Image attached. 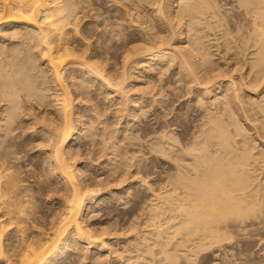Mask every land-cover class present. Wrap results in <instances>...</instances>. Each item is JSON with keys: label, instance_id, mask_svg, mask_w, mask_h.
Wrapping results in <instances>:
<instances>
[{"label": "bare ground", "instance_id": "1", "mask_svg": "<svg viewBox=\"0 0 264 264\" xmlns=\"http://www.w3.org/2000/svg\"><path fill=\"white\" fill-rule=\"evenodd\" d=\"M114 1L117 0H112L111 3ZM121 1L123 2H121L123 6H116L114 9L115 11L108 14L111 9L108 10V12L106 10L110 5L105 7L104 10L106 12L104 10V12H102V10L100 12L98 9L101 5L97 4L98 1L95 2L97 4L96 9L94 1L92 0H0V264H59L58 261L66 255L67 251L77 246H80L83 250L85 248L89 249L90 247H94V251H100V258L103 260L105 259L108 264H117L118 262L119 264H135L136 262L138 264H196L197 258L200 257V260H202L201 258L206 256V254L210 252V249L215 251L223 247L226 242L235 241V243H237L239 238L242 239L241 237L247 238V241H250V234L256 231H264V176H262V173L260 176V170L259 175L256 174L258 168H261V170L264 169V133H262L264 130L259 132V126L254 123L257 125L256 127H252L253 129L254 127L256 128L254 141L257 142V144L254 142L252 144L249 143V141H253L251 135L250 137L252 140L248 141V139H246L250 138L247 137V135L249 136V129L246 138H241L242 136L240 137L241 140L237 137V139L234 138V135H243V132H246L247 128L245 129L244 126L242 127L245 122L250 123L251 120L256 118L250 119L252 117H247L249 116L247 113L249 112L250 114V110L248 112L247 110L251 108L255 110L256 107L262 105L258 102L259 98L262 97H259L258 100L256 98L257 102L256 100L248 98L250 102L248 103L247 98L245 99V94L252 93V99H254L256 97L253 98L255 93L264 92V0H237L240 7H243L242 12L244 14L240 13L241 11L239 12V10L238 12L245 15L244 17L247 18L248 26L247 28L245 27L247 29L246 35H243L242 32H240L241 30L239 31V33L242 34V39H240L243 41L242 43H237L238 40H236V44L235 42L233 44L229 39L230 37L225 36V33L228 34L225 30H222L223 34L221 35H224L225 39L222 40L224 37L221 40L219 39L220 42L224 41L223 43H219V41L216 43L213 41L216 43H212L216 46V49L214 47L211 48H214L215 51L218 50L216 54L222 51L223 53H221L220 56L228 59L225 63L223 62L225 65L227 61L230 64V60L233 59L232 57H235L233 55L241 53V55L239 54V56L235 57L233 65L226 66L225 68L224 64L222 67V62L214 59L216 55L213 53L214 49L211 50V48H209L212 45L211 41L207 45L206 41L208 39L205 40L204 38L209 35L205 31L207 36H204L205 33L203 32V29L208 27L206 25L210 27L214 22H219V20L221 21L220 25L224 26L221 24L223 23L221 19H224L222 18L224 14L221 16L223 11H219L221 10L219 8L221 7L218 3L219 0ZM104 3L106 2L104 1ZM104 3L103 6L106 5H104ZM108 3H110V1ZM100 4L102 3L100 2ZM112 5L113 4H111V6ZM221 5L223 4L221 3ZM231 5L234 6V4ZM233 6L232 9L234 8ZM240 7L239 9H242V7ZM224 10H228L227 7ZM229 10H231V8H229ZM235 12L236 11H233V14ZM105 13L108 15L101 18ZM233 14L230 13V17ZM236 14L238 13L236 12ZM226 15L228 14H225L224 17H226ZM89 17L98 19V21L95 20L97 21L95 27L91 24V21L89 23ZM233 17L234 16H232V18ZM230 19H228L229 22L231 20L233 21L234 18ZM243 19L241 20V24H243ZM211 21L212 23L210 24ZM235 22L237 23L236 20ZM245 22L246 21H244V23ZM112 23L116 26H113ZM236 23H234V27ZM202 24L206 27L202 28ZM238 25L241 26L240 24ZM8 26L14 27L12 32H9L10 34L4 33L5 31H3V29ZM230 26L232 27L233 24ZM200 28H202L201 31L204 34L199 31ZM222 31L219 33L221 34ZM232 32H236V30ZM232 32L230 31V34ZM243 33H245V31ZM220 34H217L218 37H221L219 36ZM234 34L232 35L233 37L235 36ZM9 37L10 39L11 37L14 39L7 43L6 38ZM111 46L114 48L113 51L109 50V48L112 49ZM239 46L240 48L236 49ZM247 49H249V57L246 54ZM20 53L25 70L30 68L29 64L34 65L35 59H38V63L40 61L42 65V68H40L44 72L43 75L47 76L44 80L47 84L41 83L43 81L42 77V81L37 80V82L45 85L39 87L40 84H36V81L33 79L34 77L32 78L27 70L23 78L19 77L18 73L22 69L18 64L20 58L18 56ZM245 54L247 57L243 58ZM229 58L231 59L229 60ZM238 63L240 66H237ZM245 65L246 67L243 70ZM35 68H37V66ZM28 71L31 72L30 70ZM173 71L178 74V77L180 76V78L184 80L185 86L188 88L189 86H193L199 91V94L196 92L197 95L206 97L215 89L214 87H210L212 84L215 85L214 83L218 82L217 86H219L220 82L225 81L224 85L222 84L223 87H221V90L217 88L220 92L216 90L217 94L215 93V96L213 98L211 97L212 99L207 98L208 100H206V102L203 101L205 104H203L202 107L204 106L205 113L202 114L203 111L201 114L205 118L202 120V124L206 127L205 129L202 127V129L209 133L204 132L205 136L201 137L202 139L196 137L198 140L193 141V139V143L190 145H187V142L184 141H182V143L181 139H179L180 141H178L182 144L178 145L176 143L178 145L177 147L174 146V143L170 141L169 137L165 136L166 134L157 136L158 138L155 140L156 146H151L150 148L161 152H170L174 146L176 147H173V150L175 149L174 151H176V156H174L173 150L171 152H173L175 160L178 159L181 161L177 160L174 173L171 169L170 171H172V173L167 170L170 174L168 175L167 173V180H164L165 184L161 186L159 183V185L164 188L163 191H160L162 188L158 187V185L157 187L158 189L160 188V190L158 191L156 189L157 191L155 190L156 192H154L152 188L156 184L152 182V185L155 184L154 186L151 185L152 187L147 184L151 187L150 193L152 194H150V197L152 195H154V197H151L153 200L149 199L150 197L148 198V200L151 201H148L146 198L147 202H144V204L142 203L143 205H139L141 207L138 206V209L140 208L142 211L141 214L143 213L145 216L143 214L142 216L140 212H138L140 217L136 212L137 209L134 210L136 214L134 212L132 213L133 208L130 207L131 210H129L131 212L129 214L132 217L128 214L129 218H131L126 221L127 223L130 221L128 229L127 226L129 224L127 223H125L127 226L124 225V227H122L124 230L120 229L121 231L119 230L118 232L117 230H113L112 232L107 225H102V222H99L100 225L103 226V228L100 226L101 229L95 228L98 225L95 227L91 226L86 223V208H90L88 206L94 203L95 200L98 199L97 197L105 196L106 192L108 194H110V192L112 193L113 189L111 186L114 185V183L117 185V183L122 181L123 177L122 179L116 177L111 181L109 176L113 175L111 173L117 171L118 167L124 161L122 160L121 163L114 162L112 165L107 166L108 169L105 167L107 173L105 176L103 175L104 180H101L109 186L110 183H112L110 189L106 187L105 184V188L99 187L101 184L100 182V184L92 182L94 185L96 184V187L93 185L94 188L89 180L88 182L91 186L86 182V176L88 175L84 173L88 171V169H84L85 166L84 168L79 167L80 165L77 164L79 148L76 150V148L73 147L74 143L79 142L80 148L84 145L86 150L89 148L90 152L95 153L96 156H92L94 157L92 159H96L97 161L93 162H98L99 159L97 158H100L102 154L100 152L105 149L107 151V148H111L109 152L114 155V158H118L119 156L122 157V152H116L118 149V145L115 142L116 138L115 140L112 138V133L114 132H110L111 130L109 127L111 125L110 123L108 124L106 118L108 116H104V111L110 112L108 109L111 108L113 110L112 112L117 114L115 117H118L116 118L119 123L120 121H124L125 123H128L130 120L136 121L139 118L137 119L135 115H139L138 117H140V120H145V125L143 123V127L140 128L141 130L139 129L144 133L145 131H149V127L146 128L147 121L150 118L149 116L154 118V121L157 122L156 125L163 124V122H165V119H163L165 116H160L159 110L162 106L161 103L165 101L163 100L165 98L163 96L167 95V93L166 95L162 94L164 93L163 90L165 87L168 88L167 85L169 84V80L165 77V73H167L169 77ZM236 71H238V73H236ZM38 72L37 74H39ZM234 72L237 74L235 75L237 79L234 77ZM32 73L34 72L32 71ZM164 77L166 78L165 82H163ZM175 78L176 80H173L178 81L176 76ZM246 78L248 79L246 80ZM40 79L41 77H39V80ZM183 80L181 82H183ZM173 85H175L174 82ZM177 86L178 85H176V87ZM44 89L47 90L46 93ZM195 90H193V94ZM100 93L103 94L100 98H104L103 103L100 100L102 105H100L99 98H97L101 95ZM262 95H264V93H262ZM171 96L173 97L172 93ZM190 96L191 95H189V97ZM203 96H201L200 99H202ZM174 97L176 96L174 95ZM179 97L178 99H181ZM168 99L170 100L169 96ZM25 100L28 101L30 105L38 103L44 108L43 113L39 111L42 113L41 115L40 113L39 115L34 113L30 115L31 120L29 119L31 123L29 124L32 127L30 133L35 136H40L41 143L43 144L39 145V147L44 146V148L41 149L42 151L40 150V156L43 157V160L40 159L41 157L39 158V160L43 161L44 167L38 166L42 163L40 162L38 164L37 162V168L36 166L34 168L38 172V169H40V172L44 175L42 186L46 188L47 192L45 193L48 195H44L47 197L45 199L47 200L51 193H57L56 197H60L59 202L56 200L58 203H52L53 200L51 201L50 198L49 201L47 200L48 213L45 211L46 214H44V217H41L38 206L32 198L33 194L29 191L31 187H33L31 186L29 188L27 185L30 183L26 182V179L29 180V177L23 178L20 175V172L22 173L21 167L25 166L21 163V159L23 158L19 155L20 152L12 146L15 142L13 141L14 143H10L12 132L17 129L14 126V121H20L18 117V108L22 103L19 104V102H25ZM188 100L190 101V98ZM76 101L81 103L77 108L78 110L74 108L76 106ZM203 102L201 101L200 103ZM165 103L167 104L166 101ZM176 103L178 102L176 101ZM247 103L250 104L251 107L249 105V107L246 106ZM38 104L36 105L38 106ZM166 104H164L165 107ZM36 105L34 104V107ZM167 105L170 104L168 103ZM27 108L33 109V107L31 108L30 106ZM193 108L192 105V109ZM197 108L199 107L196 106L195 109L197 110ZM261 108L262 107L259 106L260 113L262 112L261 110L264 109ZM47 109H49V112ZM35 110L38 111V108ZM84 111H86L88 115L86 124L84 121L87 115L84 121L82 117ZM252 111L253 110H251V112ZM47 112L51 114L47 115ZM31 113H33V111ZM199 113L200 112H198V114ZM253 113L251 114L253 115ZM25 114L26 113H24V115ZM201 114L199 116H202ZM262 119H264V117H262ZM254 120L252 122H254ZM177 121L175 123H177ZM260 121L261 118L258 123ZM252 122L249 124L250 126ZM149 123L150 122H148V124ZM168 123L169 122H167V124ZM22 124H24V122ZM169 124L167 126H169ZM173 124L171 125L173 126ZM260 124L264 125V120H262ZM129 125H135V123L130 124L129 122ZM165 126L166 124H164V127ZM114 128L117 129L116 127ZM199 128L198 131L201 130ZM261 128L264 129V127ZM133 129H135V126ZM120 130L122 129L120 128ZM136 130L138 129L136 128ZM18 131L20 132L22 130L18 129ZM112 131L114 130L112 129ZM125 131L128 132V129ZM137 132L138 131H135V133ZM149 132H147V135L150 134ZM13 133L16 134L15 132ZM122 133V135H124V130H122ZM144 133L140 135L138 132L139 135L136 136V138L142 136ZM177 134L178 133H176V135ZM14 136L16 137V135ZM179 136H181V134ZM28 137L30 136L28 135ZM121 137L123 138V136ZM146 137L144 139L148 140L149 137ZM122 138L121 140L123 141L124 138ZM140 138L141 137H139V139ZM125 139L128 138L125 137ZM75 140L76 142H74ZM134 140L136 143V139ZM18 142L20 141L18 140ZM142 142H140V145H142ZM185 143L186 145H184ZM123 144L124 142L122 145ZM211 144L212 148H209ZM137 145L135 144L134 146ZM128 146H126V148ZM139 147L137 148L141 149V146ZM143 147L144 146H142V149ZM122 149L124 148L122 147ZM125 151L126 150H123V152ZM81 152L80 150V153ZM129 152L127 153L128 155L130 154ZM189 153L191 156H187ZM105 155L108 156L107 153L104 154V157ZM173 156L171 155V157ZM108 157L110 158V155ZM127 159L129 160L128 157L125 158V160ZM23 160L22 161L25 162V159ZM119 161H121V158ZM139 161L137 160L136 163L138 164ZM171 162L169 164L172 165L173 163ZM123 166L122 170H124L123 168L129 169V166ZM136 167L140 168L138 165ZM169 167L170 166H168L167 169ZM119 169L121 170L120 167ZM84 170L86 171L84 172ZM147 171L150 174L151 171ZM119 172H113L114 176H116L115 174L118 175ZM131 173H128V170L126 172V174L129 175ZM120 174L122 173L120 172ZM126 174H124V176H126ZM134 174L136 176V171ZM98 176H100V172ZM95 177H97V175ZM149 177H151V174ZM164 177L165 176H163V178ZM39 178L37 177V179ZM97 178L99 179V177ZM130 178H132V174ZM39 182L41 183V180ZM120 184L121 183H119V185ZM36 186L38 187L37 184ZM139 186H137V189ZM118 187L119 186L116 188ZM123 188L122 190H124ZM33 189H31V191ZM37 191L38 190H36V192ZM129 191L130 190L127 192ZM127 192L125 194H127ZM39 194L43 195L42 192ZM129 194L128 196H130ZM133 195L135 196L136 194ZM127 197H125L124 200ZM110 200L112 199L110 198ZM118 201L119 200L115 202L118 203ZM128 201H131V198ZM128 201L127 204L129 203L128 205H130ZM121 202H123V200ZM108 203L105 204L108 205ZM112 203L114 204L113 200ZM125 204L126 201L124 206ZM133 204H135V202L132 203V205ZM40 206L42 205H39L40 210L44 208H40ZM113 208L114 207H111V209ZM128 208L129 206L127 209ZM104 210L106 211L107 209ZM41 212L44 213V210H41ZM107 212L108 211H106V213ZM118 216L119 215H117V217ZM114 217L117 219L116 216ZM161 217L164 218V222L160 221ZM118 218L120 219V217ZM110 220L109 218L108 221ZM114 221L116 223L117 220ZM114 232L117 236L114 239L119 244V246L116 245L118 246L116 248H113L115 243L113 242L114 239L111 240V236H114ZM117 238H119L118 241ZM242 240H244V242L246 241V239ZM247 241L244 245L248 243ZM233 243L230 245L232 246ZM221 249L223 250V248ZM236 249H238V247ZM246 250H248V248ZM213 251L212 253H214ZM85 252L86 250L84 253ZM240 252L238 251V253L242 255V251ZM87 255L89 256L90 254L86 253L85 256L87 257ZM233 255L231 254V257ZM241 255L235 256L239 264L244 263L243 259H245L241 258ZM248 256H251L250 253ZM225 257L227 258L226 254ZM254 257L256 258V256ZM97 258L99 257L97 256ZM236 258H234L235 261L237 260ZM253 258H250V260H253ZM226 261H229V259ZM65 262L64 260V263ZM90 262L92 261H89V263ZM231 262L233 263V261ZM261 262L264 263V258L260 259V263ZM260 263L250 261L245 264ZM234 264L237 263L234 262Z\"/></svg>", "mask_w": 264, "mask_h": 264}, {"label": "rangeland", "instance_id": "2", "mask_svg": "<svg viewBox=\"0 0 264 264\" xmlns=\"http://www.w3.org/2000/svg\"><path fill=\"white\" fill-rule=\"evenodd\" d=\"M92 1H94V5L96 6L97 4H99V5H101V6H99V9H98V11H100L101 12V10H102V12H104L105 10V7H107V5H110L111 6V4H113L110 8L109 7H107V12H108V10H110L109 12H108V14L109 13H111V12H114L115 10V7L116 6H121L122 5V1L121 0H117V1H114V2H112L111 3V1L112 0H104L106 3H104V1H99V0H92ZM99 3H98V2ZM110 1V3H108ZM125 1V0H124ZM127 1H129V0H127ZM127 1H125V2H127ZM95 2H97V4L95 3ZM100 2L102 3V4H100ZM122 2V3H121ZM238 1L237 0H219L218 1V3L220 4V6L221 7H219L221 10H219V11H223L222 12V14H221V16L224 14H233V11H236L238 14H236V12L233 14V15H231V17H230V15L228 16V15H226V17H224V15H223V17L222 18H224V19H221L222 20V22L223 23H221V24H223L224 26H222V25H220V20H219V22H217V23H215L214 21V23L216 24H212L210 27H209V25H206L205 23V25L206 26H208L207 28H204V27H206L205 25L203 26V24L201 25V27L202 28H204L203 29V32L205 33V31L207 32V34L209 35V36H207V34L205 33H203L201 30H202V28H200V30L199 31H201V33L202 34H204V36H207V37H204L205 38V40H207L206 42H207V45L209 44V42L211 41V44L212 43H214V44H216V43H218V41H219V43H223L222 41L220 42V40L224 37V35L223 36H221L222 34H223V31L222 30H225V31H227V33L228 34H226L225 33V36L226 37H230L229 39L231 40V42L234 44V42H235V44H236V40H238V42L237 43H242L243 41L242 40H240V39H242L241 38V35L243 34V35H246V31H247V18H245L244 16L245 15H243L244 13L242 12V10H243V7H242V9H239V7H240V5H239V3H237ZM103 3H104V5L105 6H103ZM221 3L224 5H221ZM120 4V5H119ZM231 4H234V6L233 5H231ZM238 6H237V5ZM123 6V5H122ZM224 8H223V7ZM232 6L234 7L233 9H232ZM227 7V9L229 10V8H231V10H229V12H228V10H224L225 8ZM240 7V8H241ZM113 8V9H112ZM223 8V9H222ZM236 8H237V10H236ZM96 9H97V6H96ZM104 10V11H103ZM238 10H239V12L240 13H243V14H240L239 12H238ZM105 11V12H106ZM224 11H226V12H224ZM108 14H103L102 15V17L101 18H104V17H106ZM106 15V16H105ZM239 15V16H238ZM104 16V17H103ZM232 16H234L233 18H232ZM236 16H237V18H236ZM228 17V18H227ZM241 17V18H240ZM243 17H244V19H243ZM90 18V20H89V23H90V21H91V24L92 25H94V27H95V23L98 21V19H93V18H91V17H89ZM233 19V21L231 20V19ZM228 19H230L231 21H232V23H231V21L229 22V20ZM239 19H240V22H239ZM243 19V21H242V23L243 24H241V20ZM246 19V20H245ZM95 20H97V21H95ZM103 20V19H102ZM235 20L237 21V23L235 22ZM94 21V22H93ZM106 21V20H105ZM224 21H228L229 22V24H228V22H224ZM244 21H246L245 23H244ZM85 22V21H84ZM212 23V21L210 22V24ZM226 23V24H225ZM234 23H236V25H235V27H234ZM231 24H233V26L231 27L230 25ZM238 24H240L241 26H239ZM245 24V25H244ZM102 25V24H101ZM112 25H113V23H112ZM112 25H109V26H112ZM227 25V26H226ZM242 25H244V26H242ZM113 26H116V25H113ZM215 26V27H214ZM221 26V27H220ZM228 28V30H227V28ZM231 28H230V27ZM238 28H237V27ZM216 27H217V29H216ZM246 27V28H245ZM6 28V29H5ZM4 29H3V31H5L4 33H11L12 32V30H13V28L14 27H5ZM219 28V29H218ZM222 28V29H221ZM233 28H235V29H233ZM240 28V29H239ZM242 28V29H241ZM244 28V29H243ZM206 29V30H205ZM209 29H211V30H209ZM229 29H230V31L232 32V31H235L236 30V32H232L231 34H230V31H229ZM237 29H238V32H237ZM212 30H213V32L216 34H214L213 32H212ZM218 30V31H217ZM241 30V31H240ZM243 30V31H242ZM222 31V33L220 34L219 32H221ZM224 31V32H225ZM229 31V32H228ZM239 31L240 32H242V34L241 33H239ZM245 31V33H243ZM208 32H210V33H212V34H210V33H208ZM216 32H218V33H216ZM9 33V34H10ZM235 33V34H234ZM237 33V34H236ZM214 34V35H213ZM217 34H220L219 36H221V37H218V35ZM235 35L234 37L232 36V35ZM239 34V35H238ZM213 35V36H212ZM240 37H238V36ZM211 36H212V38H211ZM232 36V37H231ZM214 37V38H213ZM209 38H211V39H209ZM235 40H234V39ZM14 38H12L11 37V39H10V37L9 38H6V42L8 43V42H10V40H13ZM218 39V40H217ZM220 39V40H219ZM225 39V37L222 39V40H224ZM213 41H215V42H213ZM241 41V42H240ZM214 44H212L209 48H211V47H214L215 49H216V46L214 45ZM112 47V46H111ZM214 48H211V50H213ZM238 48H240V46L239 47H237L236 49H238ZM215 49L213 50L214 52V54H216V51H218V50H216L215 51ZM218 49H221V48H218ZM109 50H111V51H113L114 50V48L112 47V49L111 48H109ZM247 51V55H248V57H249V53H248V51H249V49H247L246 50ZM218 54H216L213 58L214 59H217V60H219V62H222V67H223V64L226 62V60H228V59H225V58H223L222 56H220L221 55V53H223L222 51H220V52H217ZM213 54V55H214ZM240 55H241V53H239ZM239 54L237 55H233V56H239ZM244 55L243 56V58H246L247 57V55ZM212 55V56H213ZM216 56H218V57H216ZM18 57H20L19 58V62H18V64L20 65V67L22 68L21 69V71H19V73H18V75H19V77L20 78H23L24 77V73H25V71L27 70V72H28V74L36 81V84H40L39 85V87L40 86H44L45 84H47V82L45 83L44 82V80L47 78V76L45 75H43L44 74V72L41 70V64H40V61H39V63H38V59H35L34 60V65H30L29 64V66H30V68L32 69H26L25 70V68H24V63H23V60H21V53H20V55L18 56ZM232 57V56H231ZM235 57H232L233 59H231V58H229V60H230V64H229V62L227 61V63H226V65L224 64V68L226 67V66H231V65H233V61L235 62ZM221 58V59H220ZM225 59V60H224ZM216 60V61H217ZM222 60V61H221ZM248 60H249V58H248ZM224 62V63H223ZM249 62V61H248ZM40 64V65H39ZM229 64V65H228ZM37 66V68H35ZM237 66H240V64L238 63L237 64ZM41 67V68H40ZM245 67H246V65L243 67V70L245 69ZM39 68V69H38ZM241 68V67H240ZM24 70V71H23ZM28 70H30L31 72H29ZM38 70H39V72H38ZM32 71L34 72V73H32ZM36 71V72H35ZM174 71H176V70H174ZM173 71V72H174ZM37 72L39 73V74H37ZM173 72L171 73V75H169V77L167 76V73H165L166 74V76L165 77H167V79L169 80V84L167 85L168 86V88H166L165 87V89L163 90V92L164 93H162L163 95L165 94L166 95V93H167V97L166 96H163V97H165L163 100H165L166 102H167V104L169 103L170 105H167L166 103H165V101L163 102V103H161L162 104V106H161V111L159 110V115L160 116H162V117H164L163 119H165L164 121L165 122H163V124H162V126H161V124H157L156 125V123L157 122H155L154 121V118H152V116H149L150 118H149V120H151V121H147V126H146V128H148L149 129V131H145V133L144 132H141L140 130V128H142L143 127V123H144V125H145V120L144 121H142L143 119H141L140 120V117H138L137 115H135L136 117H137V119L138 120H136V121H134V120H130L129 122H130V124H134L135 123V125H129V122L128 123H125L124 121H120V123L118 122V117L116 118L115 117V115H117L115 112H112L113 110L110 108V109H108L110 112H107L106 110L104 111V116H108V117H106L107 118V121H108V124L110 123V127H109V129L111 130L110 132L112 133V132H114V133H112L113 134V140H115V138H116V140H115V142H116V144L118 145V149H119V151H118V149L116 150V152H122L121 154H122V157H118V158H114L113 156L114 155H112V154H110L111 152H109V150H111V148L109 149V148H107V151H106V149L105 150H103V151H101L100 153H102L101 154V156H100V158H97V159H99L98 160V162H93V161H97L96 159H92V158H94L95 156H96V154L95 153H93V152H90V149L89 148H87V150H86V147L84 146V145H82L81 146V148H80V144H78L79 142H76V140L74 141V142H76V143H74V145H73V147L74 148H76V150L78 149L79 151H78V153H79V155L77 156V159H78V161H77V164L78 165H80L79 167H82V168H84V166H85V168L84 169H88V171H86V170H84V174L85 175H88V176H86V182L88 183V184H92V186L94 185L93 183H96L97 182V184H100V186L99 187H102V188H105L104 187V184H105V186L106 187H109V189H110V186L112 185V183H110V186L109 185H106V183H104V181H102V180H104V177H103V175L105 176L106 175V173H107V169H108V167L107 166H109V165H112L114 162L115 163H117V162H119V163H121L122 162V160L125 162V164H124V162H122L121 163V165L123 166H125V167H127V166H129V169L128 168H123L124 170H122V166L120 165L119 167L121 168V170L124 172H122L120 169H119V167H118V169H117V171L119 172H121L122 174H120V172L118 173V175L117 174H115L116 176H114V173H117V171H113L111 174H113V175H110L109 176V178L111 179V181L112 180H114L116 177H118V178H121L122 179V177H123V179L125 180H123L122 179V181H124V182H119V183H121L120 185H119V183H117V185L114 183V185H112L111 186V188L113 189L112 190V193L110 192V194H108L107 192L105 193V196L103 195L102 197L100 196V197H97L98 199H96L95 200V202L94 203H92L91 205H87L88 207H90V208H86V211H85V213L87 214H85V219H86V223H88V224H90L91 226H93V227H95V226H97V227H95V228H97V229H101V227L103 228V226L102 225H107V227L109 228V229H111L112 230V232H113V230H117V232L120 230V229H122V230H124V228H122V227H124V225L125 226H127L125 223H127L126 221H128V220H130L131 218H129V216H131L129 213L131 212L130 210H131V208H133L132 209V213L134 212V210H136V212H137V214L140 216V214H141V210H140V208L138 209V206L139 205H143L144 204V202L146 203L147 202V200H148V198L150 197V194H152V193H150L151 192V187L152 186H154L155 184V186L152 188V191H154V192H156L157 190L159 191L160 190V188L158 189V187H161L163 184H165V181L167 180V173H168V175L170 174V173H172V171H173V173L175 172L174 170H175V166L177 165V160H175V158H174V156H176L175 155V152L176 151H174L173 150V147L174 146H178L179 144L181 145L183 142L182 141H184V142H187V145H190L191 143H193V141H195V140H198V139H200L201 137H204L205 136V134H204V132L205 131H203V129H205V125H203L202 123H203V119L205 118L202 114H204L205 113V109H204V106L202 107V105L203 104H205L204 102H206V100H208V99H210L211 97L213 98L214 96H215V93L217 94V88L219 89V90H221V87H223V85H224V82L222 83V82H220V84H219V86H217L218 85V82L217 83H214L215 85H213L212 84V86H210V87H214L215 89H213L212 91H211V94H209V96L208 97H206V96H203V95H197V93L196 92H198V94H199V91H197L198 89H196V88H194L193 86H189V88L187 87V86H185L186 84H185V82H184V80L183 79H181L180 78V76L178 77V74H176V72H174V75H173ZM31 73V74H30ZM236 73H238V71H236ZM41 74V75H40ZM38 75H40V76H38ZM173 75V76H172ZM235 75H237V74H235V72H234V77L237 79V76H235ZM36 76H37V78H36ZM172 76V77H171ZM175 76L177 77V80L178 81H182L183 80V82H184V84H183V82H178V81H174V80H176V78H175ZM39 77H41V79L39 80ZM42 77H43V81H42ZM164 77V80H163V82H165L166 81V78ZM171 79V81H170V79ZM174 79V80H173ZM181 79V80H180ZM202 79V78H201ZM248 78H246V80H247ZM37 80L38 81H42L41 83H45V84H41V83H39V82H37ZM167 80V81H168ZM172 82V83H171ZM173 82H174V84L175 85H173ZM223 84V85H222ZM176 85H178V86H180L181 87V89H180V87H176ZM183 87H182V86ZM166 86V85H165ZM171 88H170V87ZM217 86V87H216ZM220 87V88H219ZM170 88V89H169ZM175 88V89H174ZM184 88V89H183ZM181 91H180V90ZM188 89H189V92L191 93H189L188 92ZM195 90L194 91V94H193V90ZM168 90V91H167ZM217 90V91H216ZM44 92L46 93L47 92V90L46 89H44ZM170 92V93H169ZM180 92V93H179ZM213 92V93H212ZM218 92H220V91H218ZM251 92V91H250ZM171 93H172V95H173V97H174V95L176 96V97H172L171 96ZM262 93H264V92H257V94L255 93L254 94V96H253V98L254 99H252V93H249V94H245L246 96H245V99L247 98V100H248V98L249 99H251V100H256V98H257V100H258V98L259 97H262V98H259V103H261L262 105H259V106H261L262 108H264V95H262ZM101 95H99L97 98H99V101L101 100L102 101V103H103V101H104V98L102 97V99L100 98V96H103V94L102 93H100ZM181 94V95H180ZM214 94V95H213ZM251 94V95H250ZM189 95H191L190 97H189ZM196 95V96H195ZM250 95V96H249ZM262 95V96H261ZM168 96L170 97V100L168 99ZM179 98H181V99H178V97ZM185 96V97H184ZM199 97V99H198V97ZM201 96H203L202 97V99H200L201 98ZM249 96V97H248ZM190 98V101L188 100L189 98ZM251 97V98H250ZM176 98V99H175ZM208 98V99H207ZM211 98V99H212ZM172 99V100H171ZM178 99V100H177ZM194 99V100H193ZM205 99V100H204ZM262 101H261V100ZM98 100V99H97ZM198 100H199V102H198ZM257 100H256V102H257ZM24 101V100H23ZM19 102V104H21L20 106H19V108H18V117L20 118V121H14V126L17 128V129H15L13 132H15L16 134H14L13 132H12V136H11V142L10 143H14L12 146L15 148V149H17L18 150V152H20L19 153V155L20 156H22L21 158H23V159H25V162H23L24 160L23 159H21V163H23L22 165H25V166H22L21 167V171H22V173L20 172V175H21V177H23V178H28L29 180H27L26 179V182L28 183V182H30L29 184H27L28 185V187L30 188L31 186H33V187H31V189H33L32 191H31V189L29 190L32 194H33V199L35 200V202H36V205L38 206V210L40 211L39 213H40V215H41V217H44V214H46V213H48L47 212V210H48V202H47V200L49 201L50 199H51V201L53 200V202L52 203H58L59 202V200H60V197H56V194L57 193H51L50 195H49V197H48V199L46 200L45 198H47V197H45V196H48V195H46V193L45 192H47V190H46V188L45 187H43L42 186V183H43V177H44V175H43V173H41L40 172V169H38L39 170V172L34 168L36 165H38L40 162L42 163L43 161H41V160H43V157L42 156H40L41 154H40V150L42 149V148H44V146H40L39 147V145H42L43 143H41L42 141H41V138H40V136H35V135H33V134H31L30 133V131H31V126H30V115H32V114H36V115H39V113H40V115L43 113V110H44V108H42L38 103H34L35 105L36 104H38V106H40V107H38L37 105L34 107V104L33 105H30V103L28 102V101H26L25 100V102ZM101 101H100V105H102L101 104ZM169 101H171V102H169ZM176 101L178 102V103H176ZM203 102V103H200V102ZM261 101V102H260ZM174 102V103H173ZM196 102H198V103H196ZM248 103H250L249 102V100L247 101ZM79 103V104H78ZM173 103V104H172ZM194 103V104H193ZM247 103V105L246 106H250L251 107V105L250 104H248ZM29 104V105H28ZM78 104V105H77ZM164 104H166V107H165V105ZM174 104H176V105H174ZM179 104V105H178ZM195 104H196V106L197 107H199V108H197V110L195 109L196 108V106H195ZM28 105V106H27ZM75 109L76 110H78L77 108H78V106H80L81 105V103L80 102H75ZM178 105V106H177ZM192 105H193V109H192ZM200 105V106H199ZM33 107V109H30V108H27V107ZM169 106V107H168ZM172 106H173V108H172ZM248 106V107H249ZM259 106L258 107H256L255 108V110H254V108L252 109H248L247 110V112L250 110V114H249V112L247 113V115H249V116H247V117H252V118H250V119H253L254 117H256V118H254L253 120H254V122H252L253 120H251L250 121V123L252 122V124H251V126L249 125L250 123H248V122H245L244 123V125H242V127L244 126V128L246 129V132H243L244 134V136L243 135H241V134H236V135H238V136H236V135H234V138H238V139H240V137L241 138H246V134L249 132V130H250V132L248 133L249 134V136L247 135V137H250V135H251V137L253 138V141H249V140H252V138L250 137V138H246V139H248V141H249V143H256L257 144V142H255L254 141V136H255V131H256V126L258 125L259 127V132H261L262 130H264V129H262L261 127H264V125H261L260 123H261V121L262 120H264V119H262V117H264V116H262V115H264V113H262V112H264V109H262L261 111V113H260V110H259ZM168 107V108H167ZM22 108V109H21ZM37 109L38 108V111L37 110H35V109ZM39 108H40V110H39ZM163 108H164V110H163ZM24 109H25V111H24ZM42 109V110H41ZM169 109H171V110H168ZM199 109V110H198ZM257 109V110H256ZM27 110V111H26ZM29 110V111H28ZM37 112H35V111ZM167 110V111H166ZM196 112H195V111ZM202 110V111H201ZM251 110H253L252 112H251ZM33 111V113H31V112ZM39 111H41V112H39ZM47 111L49 112V109H47ZM163 111V112H162ZM166 111V112H165ZM193 111V112H192ZM204 111V112H203ZM256 111V112H255ZM23 112V113H22ZM46 113L47 115H50L51 113ZM112 112V113H111ZM160 112H161V114H160ZM165 112V113H164ZM195 112V113H194ZM198 112H200L199 114H198ZM201 112H203L202 114H201ZM254 112V113H253ZM24 113H26L25 115H24ZM168 113H170V114H168V116H167V114ZM194 113V114H193ZM251 113H253V115L251 114ZM258 114V115H256V114ZM114 114V115H113ZM137 114H139V113H137ZM166 114V115H165ZM202 115V116H199V115ZM22 115H23V117H22ZM87 114H86V111H84V114H83V121H84V119H85V116H86ZM164 115V116H163ZM252 115V116H251ZM255 115V116H254ZM261 115V116H260ZM21 116V117H20ZM113 116V117H112ZM166 116H167V118H166ZM173 116V117H172ZM176 116V117H175ZM186 116H187V118H186ZM259 116H260V118H261V121L258 123V121H259ZM26 117H28V118H26ZM168 117H169V119H168ZM172 117V118H171ZM175 117V118H174ZM24 120H23V119ZM25 118H26V120H25ZM87 118H88V115L86 116V119H85V124L87 123ZM116 118V119H115ZM142 118V117H141ZM199 118V119H198ZM30 119V120H29ZM109 119V120H108ZM115 119V120H114ZM171 119V120H170ZM174 120V122H173V120ZM29 120V121H28ZM114 120V121H113ZM167 120H169V121H167ZM180 121V122H178V121ZM201 120V121H200ZM134 121V122H133ZM169 122L168 124H169V126H167L168 124H167V122ZM177 121V123H175ZM198 121V122H197ZM24 122V124H22ZM115 122V123H114ZM118 122V123H117ZM137 122V123H136ZM138 122H140V123H138ZM141 122H142V124H141ZM148 122H150L149 124H148ZM172 122V123H171ZM27 123H28V125H27ZM30 123V124H29ZM122 123V124H121ZM173 123H175V124H173ZM197 123H199V124H197ZM248 123V124H247ZM254 123H256V124H254ZM17 124V125H16ZM22 124V125H21ZM26 124V125H25ZM113 124H116V125H113ZM119 126H118V125ZM138 124V125H137ZM153 124H154V126H153ZM164 124H166V128L164 127ZM171 124H173V126L171 125ZM178 124H180V125H178ZM254 124V125H253ZM23 125H25V126H23ZM38 125V124H37ZM124 125V126H123ZM125 125H127V126H125ZM175 125V126H174ZM177 125V126H176ZM182 125V126H181ZM197 125H200V126H197ZM19 126V127H18ZM122 126V127H121ZM134 126H135V129H133L134 128ZM138 126V127H137ZM156 126V127H155ZM245 126H247V127H245ZM252 128L253 126H255L254 127V129L252 128H250V127ZM22 127V128H21ZM26 127H27V129H26ZM29 127V128H28ZM111 127H112V129L114 130V131H112V129H111ZM114 127H116L117 129H115ZM122 129V130H124V135H122L123 133H122V130H120V128ZM123 127H125V128H123ZM133 127V128H132ZM151 127V128H150ZM199 127H201V128H199ZM202 127H203V129H202ZM132 128V129H131ZM136 128L138 129V130H136ZM161 128V129H160ZM180 130H179V129ZM198 128L199 129H201V130H199L198 131ZM18 129L19 130H22V131H18ZM119 129V130H118ZM128 129V132H126L125 130H127ZM131 129V130H130ZM140 129V130H139ZM151 129V130H150ZM158 129V130H157ZM160 129V130H159ZM165 129H166V131H165ZM172 129V130H171ZM244 129V130H245ZM249 129V130H248ZM28 130V131H27ZM116 130H117V132H116ZM130 130V131H129ZM146 130V129H145ZM152 130H154V131H152ZM162 130V131H161ZM171 130V131H170ZM174 130V131H173ZM197 130V131H196ZM207 130V129H206ZM121 131V132H120ZM132 131V132H131ZM135 131H138L139 132V134L141 135L142 133H144L142 136H139V137H141L140 139H142V140H140L139 139V137H137L138 138V141H137V138H136V136H138L139 134H138V132L137 133H135ZM202 131V132H201ZM26 132V133H25ZM141 132V133H140ZM147 132H149L150 134L149 135H147L148 133ZM161 132V133H160ZM173 132H174V134H173ZM179 132H180V134H181V136H179L180 134H179ZM22 133V134H21ZM110 133V134H111ZM131 133V134H130ZM134 133V134H133ZM153 133H157V134H153ZM159 133V134H158ZM176 133H178L177 135H176ZM193 133V134H192ZM205 133H209L208 131H206ZM262 133H264V132H262ZM261 133V134H262ZM21 134V135H20ZM116 134V135H115ZM121 135V136H123V138H124V140L122 141L121 140V136H119V135ZM128 134H130L131 136H132V139H131V136L130 135H128ZM137 134V135H136ZM153 134V135H152ZM162 134H166L165 136L166 137H169V139H170V141L172 142V143H174V146L172 147V150H173V152H174V156H173V152H161V151H158V150H154V149H152V148H150L151 146H156V144H155V140H157L156 138H158L157 136H161ZM171 136H170V135ZM203 134V135H202ZM254 134V135H253ZM14 135H16V137L14 136ZM18 135V136H17ZM28 135L31 137V139H30V137H28ZM127 135V136H126ZM135 135V136H134ZM145 135V136H144ZM146 135H147V137H149L148 138V140L147 139H144L145 137H146ZM174 135V136H173ZM194 135V136H193ZM197 135V136H196ZM200 137H199V136ZM208 135V134H207ZM115 136H117V137H115ZM119 136V137H118ZM34 137V138H33ZM38 137V138H37ZM121 137V138H120ZM125 137L126 138H128V139H125ZM133 137H135V138H133ZM146 137V138H147ZM173 137H176V138H173ZM181 137V138H180ZM193 137V138H192ZM196 137H198V139H196ZM40 138V139H39ZM122 138V139H123ZM151 138V139H150ZM153 138H155V139H153ZM173 138V139H172ZM183 138V139H182ZM236 138V139H237ZM35 139V140H34ZM131 139V140H130ZM134 139H136V143H135V140ZM172 139V140H171ZM179 139H181V142H179L180 140ZM188 139H189V141H188ZM194 139V140H193ZM202 139V138H201ZM18 140L20 141V142H18ZM27 140V141H26ZM119 140V141H118ZM121 140V141H120ZM134 140V141H133ZM145 142H144V141ZM177 140V141H176ZM179 140V141H178ZM193 140V141H192ZM241 140V139H240ZM14 141V142H13ZM17 141V142H16ZM125 141H127V142H125ZM129 141V142H128ZM132 141V142H131ZM144 143H143V142ZM154 141V142H153ZM175 141V142H174ZM27 142V143H26ZM120 142V143H119ZM124 142V146L122 145V143ZM138 142V143H137ZM140 142H142L141 144L142 145H140ZM151 142H153V143H151ZM40 143V144H39ZM129 143V144H128ZM130 143H131V147H130ZM133 143V144H132ZM150 143H151V145H150ZM178 145H177V144ZM77 144V145H76ZM120 144V145H119ZM127 144V145H126ZM137 145V146H134V145ZM153 144V145H152ZM176 144V145H175ZM16 145V146H15ZM129 145V146H128ZM133 145V146H132ZM184 145H186V143L184 144ZM120 146V147H119ZM124 148V149H122V147ZM126 146H128L127 148H126ZM139 146H141V149H139L140 147ZM142 146H144L143 147V149H142ZM33 147V148H32ZM35 147H36V149H35ZM85 147V148H84ZM135 147V148H134ZM137 147H139V148H137ZM147 149H146V148ZM149 147V148H148ZM176 147H174V148H176ZM19 148V149H18ZM120 148H121V151H120ZM137 148V149H136ZM209 148H212V144L211 145H209ZM85 149V150H84ZM138 150V151H136V150ZM39 150V151H38ZM80 150L82 151L81 153H80ZM123 150H126L125 152H123ZM42 151V150H41ZM83 151H84V153H83ZM106 151V152H105ZM130 151V152H129ZM136 151V152H135ZM87 152H88V154H87ZM109 152V153H108ZM130 153L129 155L127 154V153ZM83 153V154H82ZM93 153V154H92ZM105 153H107L108 154V156L110 155V158L107 156V155H105V157H104V154ZM37 154V155H36ZM39 154V155H38ZM98 154V153H97ZM127 154V155H126ZM147 154H149V155H147ZM91 155V156H90ZM95 155V156H94ZM112 155V156H111ZM132 155V156H131ZM171 155L173 156V157H171ZM37 156V157H36ZM39 156V157H38ZM92 156H94V157H92ZM107 156V157H106ZM118 156V155H117ZM129 158V160L127 159V160H125V158H127V157ZM131 156V157H130ZM187 156H191V154L189 153V155L187 154ZM41 157V158H40ZM91 157V158H90ZM102 157V158H101ZM105 159H104V158ZM116 157V156H115ZM134 157V158H133ZM141 157V158H140ZM171 157V158H170ZM39 158L41 159V160H39ZM84 158V159H83ZM90 158V159H89ZM108 158V159H107ZM111 158H114V159H111ZM120 158H121V161H119L120 160ZM137 158V159H136ZM166 158V159H165ZM87 159V160H86ZM109 159H111V160H109ZM151 159V160H150ZM170 159V160H169ZM23 160V161H22ZM84 160V161H83ZM89 160V161H88ZM92 160V161H91ZM101 160V161H100ZM103 160H104V162H103ZM106 160V161H105ZM116 160H118V161H116ZM137 160L139 161V162H141V163H139L138 162V164L136 163L137 162ZM143 162H142V161ZM167 160H168V162H167ZM174 160V161H173ZM153 161V162H152ZM171 163H173L172 165L171 164H169L170 162ZM178 161H181V160H178ZM29 162V163H28ZM34 162H35V164H34ZM38 162V164H36ZM88 162V163H87ZM103 162V163H102ZM107 162V163H106ZM130 162V163H129ZM167 162V163H166ZM26 163V164H25ZM92 163V164H91ZM95 165H94V164ZM97 163H98V165H97ZM110 163V164H109ZM128 163V164H127ZM133 163V164H132ZM143 163H145V164H143ZM30 164V165H29ZM32 164V165H31ZM34 164V165H33ZM90 165V167H89V165ZM105 164H108V165H105ZM132 164V165H131ZM140 164V165H139ZM154 164V165H153ZM165 164V165H164ZM167 164H168V166H170L168 169H167ZM175 164V165H174ZM93 165V166H92ZM134 165H138V167H140V168H137L136 166H134ZM163 167H162V166ZM30 168H29V167ZM32 166V167H31ZM38 166H43L44 167V163H42V164H39ZM103 168H102V167ZM123 166V167H124ZM135 168H134V167ZM88 167V168H87ZM107 169H106V168ZM130 167H131V170H130ZM23 168V169H22ZM25 168V169H24ZM36 168H37V166H36ZM91 168V169H90ZM134 168V169H133ZM136 168H137V170H136ZM150 168V169H149ZM30 171H29V170ZM133 169V170H132ZM155 169V170H154ZM164 169V170H163ZM170 169L172 170V171H170ZM34 172H33V171ZM97 170V171H96ZM102 170V171H101ZM127 170H128V173H131L132 171V178L135 176V171H136V176L132 179V178H130L131 177V174L129 175V174H126V172H127ZM147 170H149V171H151L150 172V174H151V177H149L150 176V174H149V172L147 171ZM166 170V171H165ZM167 170L170 172H167ZM259 170H260V176H261V173H262V176H264V169H262L261 170V168H258L256 171V174H258L259 175ZM24 171V172H23ZM26 171V172H25ZM29 171V172H28ZM33 172V173H32ZM99 172H100V176L102 177H100V176H98L99 175ZM139 172V173H138ZM157 172V173H156ZM161 172V173H160ZM163 172V173H162ZM24 173H25V177H24ZM104 173V174H103ZM139 175H138V174ZM147 173V174H146ZM155 175H154V174ZM27 174H28V176H27ZM32 174H33V176H32ZM38 174V175H37ZM124 174H126V176H124ZM162 175V178H161V175ZM166 174V175H165ZM32 176V177H30V176ZM42 175V176H41ZM97 175V177H99V179L97 178V177H95ZM128 175V176H127ZM141 175V176H140ZM148 176V177H146V176ZM159 175H160V177H159ZM27 176V177H26ZM112 176H114V177H112ZM121 176V177H120ZM163 176H165L164 178H163ZM37 177L39 178V179H37ZM126 177V178H125ZM129 177V178H128ZM144 177H146V178H144ZM169 177V176H168ZM31 178V179H30ZM90 178V179H89ZM97 180H96V179ZM140 178H142V179H140ZM145 180H144V179ZM35 179V180H34ZM102 179V180H101ZM146 179H147V181H146ZM162 179V180H161ZM41 180V183L39 182V181ZM88 180H89V182H88ZM92 180V181H91ZM162 181V183H161V181ZM165 180V181H164ZM33 181V182H32ZM102 181V182H101ZM143 181H145V182H143ZM158 181V182H157ZM160 181V182H159ZM35 182V183H34ZM93 182V183H92ZM100 182V183H99ZM127 182V183H126ZM142 182V183H141ZM149 182V183H148ZM150 182H151V184H150ZM152 182L153 183H155V184H153L152 185ZM103 183V184H102ZM124 183V184H123ZM141 183V184H140ZM146 183V184H145ZM159 183H160V185H159ZM31 184V185H30ZM33 184V185H32ZM36 184L38 185V187L36 186ZM41 184V185H40ZM91 184H90V186H91ZM136 184H138V185H136ZM147 184H149L151 187H149ZM30 185V186H29ZM96 185V184H95ZM94 185V186H95ZM102 185V186H101ZM123 185V186H122ZM127 185H129V186H127ZM132 185V186H131ZM140 185V186H139ZM159 185V186H158ZM34 186H36V187H34ZM41 186H42V188H41ZM93 186V187H94ZM117 186H119L118 188H116ZM127 186V187H126ZM134 186V187H133ZM136 186V187H135ZM137 186H139L138 187V189H137ZM142 186V187H141ZM148 186V187H147ZM158 186V187H157ZM96 187V186H95ZM94 187V188H95ZM115 187V188H114ZM124 189V190H122V188ZM132 187V188H131ZM157 187V188H156ZM98 188V187H97ZM102 188H100V189H102ZM119 188H121V189H119ZM127 190H126V189ZM144 188H150L149 190L147 189H144ZM162 189L160 190V191H163L164 190V188L163 187H161ZM41 189V190H40ZM109 189H106V190H109ZM134 189V190H133ZM143 189V190H142ZM157 189V190H156ZM36 190H38L37 192H36ZM43 190V191H42ZM105 190V189H104ZM128 190H130L129 192H127ZM139 190V191H138ZM140 190H141V193H140ZM145 190V191H144ZM156 190V191H155ZM133 191V192H132ZM136 193H135V192ZM144 192V194H143V192ZM146 191H148L149 192V194H148V192H146ZM35 192V193H34ZM42 192V194L43 195H40L39 193H41ZM44 192V193H43ZM115 192H116V194H115ZM123 194H122V193ZM127 192V194H125ZM131 192V193H130ZM137 192H139V193H137ZM146 192V193H145ZM153 192V193H154ZM130 193V194H129ZM136 194L135 196L133 195V194ZM52 194H53V196H54V194H55V196L53 197L52 196ZM107 194V195H106ZM113 194H114V196H113ZM121 194V195H120ZM128 194L130 195V196H128ZM141 194H143V195H141ZM38 195V196H37ZM45 195V196H44ZM116 195V196H115ZM123 195V196H122ZM40 196V197H39ZM44 196V197H43ZM59 196V195H58ZM112 196H113V198H112ZM127 197L125 200H124V198L125 197ZM137 196H138V200H139V197H140V200L138 201L137 200ZM143 196H144V198H143ZM42 197H43V199H42ZM53 197V198H52ZM135 197V198H134ZM151 197H154V195H152ZM149 198V199H151V200H153L152 198ZM50 198V199H49ZM100 198V199H99ZM109 198V199H108ZM110 198L113 200V202H114V204L112 203V200H110ZM116 198V199H115ZM130 198H131V201L133 200V198H134V202H135V204L137 203V201H138V205L136 204H133L132 205V203H134L133 201L131 202V201H128V200H130ZM146 198H147V200H146ZM106 199V200H105ZM115 199V200H114ZM128 199V200H127ZM146 201H145V200ZM37 200V201H36ZM45 200V201H44ZM56 200H58V202L56 201ZM105 200V201H104ZM107 200H108V202H107ZM117 200H123V202H119L118 201V203L117 202H115V201H117ZM137 200V201H136ZM142 200V201H141ZM151 200H148V201H151ZM98 201V202H97ZM125 201H126V204H125V206H124V203H125ZM127 201L128 202H130V205H128L127 204ZM103 202V203H102ZM41 203V204H40ZM45 203V204H44ZM105 203H108V205H106ZM141 203V204H140ZM143 203V204H142ZM47 204V205H46ZM97 204V205H96ZM103 204V205H102ZM111 204V205H110ZM113 204V205H112ZM121 204H122V206H121ZM39 205H42V206H40V208H42V207H44L43 209H41V210H44V213H42L41 212V210L39 209ZM44 205V206H43ZM94 205V206H93ZM105 205H106V207H105ZM117 205V206H116ZM120 205V206H119ZM110 206V207H109ZM129 206V208L127 209V207ZM134 206V207H133ZM137 208H136V207ZM95 209H94V208ZM109 207V208H108ZM111 207H114L113 209H111ZM116 207V208H115ZM126 207V208H125ZM131 207V208H130ZM139 207H141V206H139ZM120 208V209H119ZM122 208H125V209H122ZM46 209V210H45ZM90 209V210H89ZM104 209H107L106 211H108L107 213H106V211L104 210ZM130 209V210H129ZM88 210V211H87ZM99 210V211H98ZM139 210V211H138ZM45 211H46V213H45ZM105 211V212H104ZM123 211V212H122ZM96 212V213H95ZM136 212H134L135 214H136ZM138 212H140V214L138 213ZM39 213L37 212V214L39 215ZM94 213V214H93ZM123 213V214H122ZM127 213V214H126ZM131 213V214H132ZM91 214V215H90ZM93 214V215H92ZM98 214V215H97ZM104 214V215H103ZM113 214V215H112ZM128 214H129V216H128ZM143 214V213H142ZM141 214V215H142ZM39 215V216H40ZM94 215H96V216H94ZM108 215V216H107ZM117 215H119L118 217H120V219L117 217ZM124 215V216H123ZM144 215V214H143ZM142 215V216H143ZM86 216H87V218H86ZM94 216V217H93ZM101 218H100V217ZM114 216H116L117 217V219L114 217ZM145 216V215H144ZM40 217V218H41ZM90 217V218H89ZM121 217H123V218H121ZM129 218V219H127V218ZM132 217V216H131ZM141 217V216H140ZM92 218V219H91ZM95 218V219H94ZM109 218L111 219L110 221H108L109 220ZM122 219V220H121ZM125 219V220H124ZM161 220V222H164V218H160ZM163 219V220H162ZM114 220H117L116 221V223H115V221ZM119 220V221H118ZM124 221V222H123ZM102 224V225H100V223ZM109 222V223H108ZM94 223V224H93ZM104 223V224H103ZM120 223V224H119ZM124 223V224H123ZM96 224V225H95ZM108 224H110V225H108ZM111 224H112V227H111ZM127 224H129L128 226H127V229H128V227L130 226V221H129V223H127ZM101 226V227H100ZM110 226V227H109ZM98 227H100V228H98ZM114 227H115V229H114ZM121 227V228H120ZM125 230H126V227H125ZM121 231V230H120ZM120 233V232H119ZM119 233H118V236H119ZM114 234V236L112 235L111 236V240H113L114 238H116L117 236L115 235V232L113 233ZM238 237H241V236H238ZM242 239H246V241H247V238H243V237H241ZM249 238H250V241L248 240L247 242V244H245L246 246H247V248H248V250H250V251H248V250H246L247 248H246V246L244 245V243H246V241L244 242V240H242V239H238V238H236V239H238V241H239V243H238V241H237V243H235V241H232V242H226L227 243V245H226V243H225V245L223 246V247H220L219 249H217V250H215V251H213V249H210L209 251L210 252H208L207 254H206V256H204V257H202L201 259L202 260H200V257H198L197 258V262H196V264L198 263V261H199V263L198 264H225V261L226 260H228L229 259V261L231 260V261H233V263L230 261V263H229V261H226V264H234V262L235 263H237V264H239L237 261H238V259L235 257L236 255H241V254H239L238 253V251L240 252V251H242V255L240 256L241 258H245V259H243L244 260V263H242V264H245L246 262L248 263V262H250V261H256V262H259L260 263V259H262V258H264V256H262V255H264V254H262V253H264V231H256V232H254V233H252V234H250L249 235ZM118 239L119 238H117V241H118ZM243 241V242H242ZM113 242H115L114 243V245H113V248H116V247H118L119 246V244L115 241V239L113 240ZM234 242V243H233ZM120 243H122V242H120ZM233 243V248H232V246L230 245V244H232ZM242 243V244H241ZM229 244V245H228ZM236 246H235V245ZM116 245H118V246H116ZM240 245V246H239ZM242 246V247H241ZM225 247H227V248H225ZM238 247V249H236ZM242 249H241V248ZM77 248H78V250H77ZM221 248H223V250L221 249ZM233 250H232V249ZM81 249V250H80ZM91 249V250H90ZM226 249V250H225ZM229 249V250H228ZM241 249V250H240ZM244 249V250H243ZM82 248H80V246H77V247H74L73 249H71V250H69V251H67V253H66V255H64L58 262H59V264H62V263H64V260L66 261L64 264H84L85 262H87V263H85V264H108L107 263V261L104 259H101L100 258V255H99V252L98 251H94L95 249H94V247H90L89 249H87V248H85L84 250H83V252H82ZM86 250V252L84 253V251ZM214 252V253H212V251ZM227 252V251H230V250H232V251H230V252H225V251ZM236 250H238V251H236ZM245 250H246V252H245ZM91 251V252H90ZM217 251V252H216ZM219 251H222V252H219ZM225 252V254H226V256H227V258L225 257V254H224V252ZM233 251H234V255H233ZM243 251H244V253H243ZM79 252H80V254H79ZM82 252V253H81ZM105 252V251H104ZM232 252V253H231ZM236 252H237V254H236ZM248 252V253H247ZM84 253V254H83ZM90 254L89 256L87 255V257L85 256V254ZM97 253V254H96ZM210 253V254H209ZM212 253V254H211ZM228 253H231L233 256L231 257V254H228ZM241 253V252H240ZM246 253V254H245ZM249 253H250V255L251 256H248L249 255ZM71 254V255H70ZM76 254V255H75ZM92 254V255H91ZM236 254V255H235ZM256 256V258H258V259H256L254 256ZM262 254V255H261ZM69 256V258H68V256ZM78 255V256H77ZM83 255V256H82ZM95 255H97L99 258H97V256H94ZM213 255V256H212ZM223 255V256H222ZM229 255V256H228ZM260 255V256H259ZM92 256V257H91ZM246 256V257H245ZM247 256H248V258H247ZM65 257H67V258H65ZM78 257V258H77ZM79 257H80V259H79ZM89 257V258H88ZM223 258V259H221V258ZM229 257V258H228ZM231 257V258H230ZM254 257V258H253ZM260 257V258H259ZM95 258H97V259H95ZM226 258V259H225ZM232 258H233V260H232ZM234 258H236L237 260L235 261L234 260ZM240 258V259H241ZM250 258L252 259L253 258V260H250ZM63 259V260H62ZM72 259V260H71ZM79 259V260H78ZM88 259V260H87ZM92 259V260H91ZM221 259V260H220ZM62 260V261H61ZM68 260V261H67ZM82 260V261H81ZM87 260V261H86ZM95 260V261H94ZM99 260V261H98ZM101 260V261H100ZM246 260H248V261H246ZM73 261V262H72ZM77 261V262H76ZM83 261H85V262H83ZM89 261H92V262H90L89 263ZM106 261V262H105ZM246 261V262H245ZM69 262V263H68ZM76 262V263H75ZM96 262H98V263H96ZM100 262V263H99ZM218 262V263H217ZM228 262V263H227ZM117 263V262H116ZM137 263V262H136ZM135 263V264H136ZM262 263V262H261ZM260 263V264H261ZM117 264H119V262L117 263ZM138 264V263H137ZM262 264H264V263H262Z\"/></svg>", "mask_w": 264, "mask_h": 264}]
</instances>
